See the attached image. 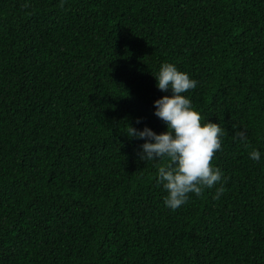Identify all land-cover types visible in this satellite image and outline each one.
<instances>
[{"label":"trees","instance_id":"1","mask_svg":"<svg viewBox=\"0 0 264 264\" xmlns=\"http://www.w3.org/2000/svg\"><path fill=\"white\" fill-rule=\"evenodd\" d=\"M165 62L226 131L175 211L124 134ZM0 264H264V0H0Z\"/></svg>","mask_w":264,"mask_h":264},{"label":"clouds","instance_id":"2","mask_svg":"<svg viewBox=\"0 0 264 264\" xmlns=\"http://www.w3.org/2000/svg\"><path fill=\"white\" fill-rule=\"evenodd\" d=\"M156 88L163 95L153 101V115L163 121L165 131L157 134L144 126L138 129L127 123L124 134L142 140L137 156L140 161L158 162L156 182L165 191L164 206L175 211L189 201V194L201 196L205 189L216 185L214 199H219L225 189L226 177L219 167L212 164L215 154L222 149L225 135L219 123L202 122L203 117L184 95L197 86V81L182 72L173 63H162L153 76ZM135 123L141 124L137 118ZM235 139L246 142L244 131L237 130ZM249 158L259 162L261 152L253 150Z\"/></svg>","mask_w":264,"mask_h":264}]
</instances>
